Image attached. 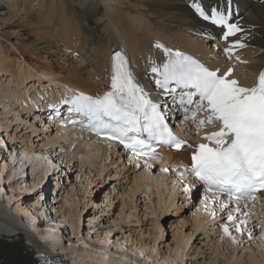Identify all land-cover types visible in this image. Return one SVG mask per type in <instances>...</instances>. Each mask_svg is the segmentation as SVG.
Here are the masks:
<instances>
[{"label": "bare ground", "instance_id": "6f19581e", "mask_svg": "<svg viewBox=\"0 0 264 264\" xmlns=\"http://www.w3.org/2000/svg\"><path fill=\"white\" fill-rule=\"evenodd\" d=\"M191 2L192 0H0V73L6 75V80L9 78L12 85L14 84L9 88L2 87L3 82L0 84V99L11 98L13 104L18 105L15 109H19V113H22L23 109L31 110L33 107H39L38 110L49 115V122L52 125L59 126L62 121L68 122L71 118L76 121L77 113L71 114L69 107L68 111L67 107L60 111L58 106L77 94L102 96L110 91L112 56L114 52L121 50L128 54L129 68L137 77L141 87L148 93L149 98L156 102L160 100V96L155 93L161 92L155 84L159 77L151 72V68L154 65L161 66L167 60L163 50L154 47L157 43L172 51L188 53L207 68L218 71L221 75L232 69L231 79L238 80L244 87L253 86L260 72L264 71V0H230V3L228 0H200L206 11L211 7H216L218 10L231 9L233 13L231 21L238 23L242 32L229 38L227 42L220 39L221 29L203 21L195 14L189 6ZM237 40H241L246 46L234 49L232 59H228L224 49ZM22 85H25L24 91L21 89ZM27 90H31L32 94L27 93ZM47 99L51 102L50 105L45 106L44 104L48 103ZM168 99L161 103L169 105L166 113L171 124L176 130L189 134L184 135V139L187 137V144L193 147L182 148L181 151L163 149L162 156L172 169L173 167L179 169L178 177L182 178L186 185L197 187L198 182L185 169L191 166L190 155L194 151V146L203 142L202 134L215 128L197 129L192 121H185V113L175 107V101ZM174 109L180 111L181 119L174 121L169 114ZM72 119L69 121L71 124L84 127ZM59 128L68 131L69 134L85 135L84 131L78 130L74 125L59 126ZM84 129L88 131L87 128ZM67 136L64 138H68ZM84 138L86 139L84 143L90 149H88L89 153L91 150H97L98 153L101 151L104 154L111 152L120 158L127 154L124 149L111 142L98 141L91 135H85ZM55 139L53 138L52 141ZM77 141L79 142L78 139ZM13 147L16 154L12 153L14 158L10 162L14 164L21 156L22 160H26L23 164L24 161L20 162L22 164L20 168H23L33 161L30 166L33 172H39L40 169L38 174L39 178L42 177L40 181H43L54 159L49 155L44 156L47 152L32 141L17 143ZM77 153L76 155L81 156L83 152L78 150ZM87 153L86 148L85 155ZM42 159L47 161L44 165L34 162ZM139 159L135 157L134 161L138 162ZM163 159L142 160L149 165V163H162ZM17 169L15 168L14 171L16 174ZM33 184H36V181H33ZM21 188L28 189V186ZM1 194L0 189V197ZM216 196L209 195L204 190L200 202L202 204L199 203L198 207L200 205L207 207L203 211H210L211 214L212 207L216 206L213 203ZM220 198L228 202L227 198L223 196ZM11 200L12 196L7 199V201ZM261 205L264 206V194L260 193L255 202L248 203V207L251 206V211L254 212H258V207ZM48 206V201L41 204L33 197L27 198L22 208L19 204L15 208L0 204V264H40L42 260L40 256L43 253L53 252L60 257L56 262L58 264L64 263L68 257L72 264L134 263H130L127 251L107 250L106 245H96V247L90 245V249L80 250L74 241L73 244L71 243L72 247H66L65 242L63 243L64 239L60 241L55 238L47 244L38 239L37 235L51 237L56 230L66 237V230H63L64 226H69L66 217L62 219L54 216L52 224L47 222L45 226L32 223L34 228L38 229L34 233L25 226L23 220L14 215V212L20 214L25 210L27 215L34 216L36 212L32 210L33 207L39 211ZM78 229L74 227L75 232ZM108 233L110 235L111 231ZM110 239L105 238L102 242L107 244ZM121 239L123 240V237H118L116 242L120 244ZM62 253L68 257L58 255ZM106 254L109 256L107 257ZM142 264H150V262L145 261Z\"/></svg>", "mask_w": 264, "mask_h": 264}, {"label": "rangeland", "instance_id": "374dc122", "mask_svg": "<svg viewBox=\"0 0 264 264\" xmlns=\"http://www.w3.org/2000/svg\"><path fill=\"white\" fill-rule=\"evenodd\" d=\"M227 58L232 59L228 56ZM244 72L246 73L245 70ZM0 80V84L3 82L2 87L14 86L9 78L6 80L3 73H0ZM21 87L24 91L25 85ZM27 93L32 94L31 90H27ZM7 98L0 99V204L8 208H15L19 204L22 208L27 198L33 197L41 204L48 201L49 206L46 209L44 207L38 211L33 207L32 210L36 212L34 216L27 215L25 210L20 214L14 212L34 233L38 231L34 228V223L45 226L47 222L52 224L54 216L68 218L70 227L67 225L63 228L66 230V237L58 230L51 237L37 235L42 243L47 244L55 238L60 241L64 239L66 247H72L75 242L80 250L106 245L107 250L127 251L129 261L134 262L133 264H142L145 261L150 264H264V206L258 207V212L251 211V206L246 209L242 206V211L248 212L243 218L248 221L253 219L243 233L236 232L229 225L232 236L236 238L234 243L222 230L228 213L222 212L217 206L212 207L211 214L210 211L204 212L207 207H198L202 202L203 188L186 185L178 177L179 169H172L162 154L158 158L163 159L164 164L148 165L142 159H139L140 162L130 159L127 154L120 158L111 152L104 154L91 150L93 152L89 153L90 149L84 143V137L88 135L84 127L71 124V119L68 122L62 121L59 126L74 125L78 130L84 131L85 135L69 134L58 125L50 124L49 115L38 110L39 107L21 109L22 113H19V109H15L18 105H14L13 100ZM50 102L48 100L44 105L48 106ZM65 107L68 111V103L66 105L64 102L61 109ZM169 114L174 121L181 119L176 109ZM63 130L66 136L69 134L68 138H64L66 136ZM53 138L55 141H52ZM31 141L47 152L44 156L49 155L54 159L43 181H40L42 177L39 178L40 169L39 172H33L30 166L33 161L23 168L20 166L26 160H22L21 156L14 164L10 162L16 154L13 146ZM86 148L89 153L87 155ZM78 150L83 152L81 156L76 155ZM34 162L44 165L47 161L42 159ZM15 168H18L17 174L14 173ZM22 186H28V189H23ZM11 196L12 200L7 201ZM225 202L229 203L230 208L234 207L229 201ZM74 227H78V231L75 232ZM248 232L252 233L251 239ZM120 236L123 237L121 243L124 244L116 242ZM105 238H111L107 244L102 242ZM58 255L68 257L65 253Z\"/></svg>", "mask_w": 264, "mask_h": 264}, {"label": "snow or ice", "instance_id": "6c2138e0", "mask_svg": "<svg viewBox=\"0 0 264 264\" xmlns=\"http://www.w3.org/2000/svg\"><path fill=\"white\" fill-rule=\"evenodd\" d=\"M189 6L200 19L221 29L220 39L225 42L242 32L238 23L230 22V8L211 7L206 11L200 0H192ZM245 46L237 40L224 52L231 58L234 49ZM154 47L163 50L167 57L161 66L151 68L159 77L156 86L175 101V107L184 111L185 120L192 121L197 129H218L202 137L206 143L194 146L191 166L185 171L206 186L207 192L220 194L213 203L228 213L222 230L235 243L229 225L238 233L246 231L249 221L243 217L248 212L242 211V206L246 209L249 202L258 199V193L264 194V71L253 86L244 87L230 78L232 69L221 75L182 52L159 43ZM110 89L95 98L77 94L65 103L71 104V112L87 118L85 126L95 135L120 143L138 158L157 159V144L177 151L193 147L173 135L166 122L169 117L162 110L169 105L149 98L135 82L121 52L113 57ZM200 114L203 118L198 119ZM221 195L234 207L230 208ZM248 237L252 238L251 232Z\"/></svg>", "mask_w": 264, "mask_h": 264}]
</instances>
